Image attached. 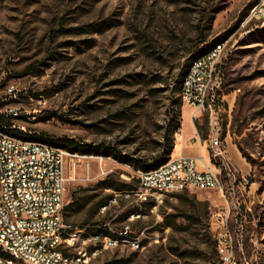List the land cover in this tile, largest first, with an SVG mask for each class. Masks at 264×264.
Listing matches in <instances>:
<instances>
[{
	"label": "rangeland",
	"instance_id": "rangeland-1",
	"mask_svg": "<svg viewBox=\"0 0 264 264\" xmlns=\"http://www.w3.org/2000/svg\"><path fill=\"white\" fill-rule=\"evenodd\" d=\"M220 42L213 110L187 105L181 74ZM0 77L2 94L17 89L6 103L26 112L17 123L29 140L110 145L126 159L68 151L65 221L111 232L130 223L128 239L144 232L142 247L125 241L88 264H219L231 196L163 192L128 220L139 208L126 195L138 189L135 172L173 158L169 140L181 129L239 149L246 171L232 164L235 178L222 174L240 202L229 226L242 224L247 259L264 264V0H0ZM166 216L175 229L162 226Z\"/></svg>",
	"mask_w": 264,
	"mask_h": 264
},
{
	"label": "built area",
	"instance_id": "built-area-1",
	"mask_svg": "<svg viewBox=\"0 0 264 264\" xmlns=\"http://www.w3.org/2000/svg\"><path fill=\"white\" fill-rule=\"evenodd\" d=\"M224 46L217 48V54L205 59L196 67L185 90V103L202 109V85H209L211 110L220 87L218 72H210V65H219ZM210 76L209 84H202V77ZM0 77V123L11 125L19 130L17 120L26 114L20 106L6 102L17 96V89L10 85L5 94L1 93ZM218 136H212L210 147L212 156L218 159V171L200 170L197 160L189 156L174 158L164 171L146 176L135 172L138 189L127 192L134 196L139 208L130 214L129 221L140 218L143 204L151 197L168 191H182L189 188L215 189L223 196L222 174L231 177L228 164L216 149ZM63 153H55V148L23 144V141L11 140L0 132V246L17 252L22 259H30L36 264H88L95 253L103 247H116L127 241L133 248L142 247L144 232L131 237L128 235L131 225L126 223L122 230H112V237L94 233V226H74V235H66L68 224L64 218L65 207V162ZM230 192L236 196L235 188ZM240 209V202L234 200ZM105 208V207H104ZM103 208V209H104ZM228 211L216 234V248L219 264H251L245 255L244 229L238 223L237 243H229ZM82 230H89V237H82ZM119 232H127V239H119Z\"/></svg>",
	"mask_w": 264,
	"mask_h": 264
},
{
	"label": "bare ground",
	"instance_id": "bare-ground-1",
	"mask_svg": "<svg viewBox=\"0 0 264 264\" xmlns=\"http://www.w3.org/2000/svg\"><path fill=\"white\" fill-rule=\"evenodd\" d=\"M223 46H224L223 43H221V42L217 43V44L213 45V47L211 49H209L206 53L198 56L197 58H195L192 61V63L190 64V66H189V68H188V70L184 76L183 82H182V99H183L184 103H185V90L187 89V85H188V81H190V77L193 76L195 68L199 67L205 59H209L211 56H215V54H217V48L223 47ZM210 72H218V65H210ZM209 83H210V76H203L202 77V84H209ZM201 104L204 105L203 110H206V109L211 110V103H210V98H209V85H202ZM11 130H13V129H11L10 124L0 123V132L5 134V137L11 138V140L23 141V144L53 147V148H55V153H63V156H65V157H67L69 155L68 150H66L62 147L55 146V145H52V144H49L46 142H42V141L29 140V139H26L24 137L17 136L15 134H12L11 132H13V131H11ZM220 147H221V142H220V139L218 138V140H216V148L218 149ZM172 160H174V159H170L167 162H165V163H163V164H161V165H159L153 169L142 170L141 172L145 173L146 176H153L155 172L166 170L169 167L170 163H172ZM223 162H226L228 164V168L231 171V178H235V171L232 168V164L230 162H228L227 160H223ZM227 195L233 197L232 202L227 201V210H229L228 211V221H231L232 220L231 212L236 211V213H237L238 207L235 205V202H234V193L230 192V190L226 191L223 188V197H226ZM233 219H234V216H233ZM234 222H236L235 223L236 225L234 227L229 226V243H237L236 229L238 228V221L235 219ZM102 227L103 226L94 227V233H102V235H104L105 237H112V232L106 228L103 229ZM66 235H74V227L73 226H66ZM82 237H89V230H82ZM119 239H127V232H119ZM110 248H114V247H103V250L110 249ZM0 249H2V251L7 255L6 258L0 257V264H2V263L20 264V259H19V255L17 254V252H14L13 250L8 249V248L3 247V246H0ZM103 250L97 251L95 253V256H97ZM23 263L24 264H36L35 261H31L30 259H22V264Z\"/></svg>",
	"mask_w": 264,
	"mask_h": 264
},
{
	"label": "crops",
	"instance_id": "crops-1",
	"mask_svg": "<svg viewBox=\"0 0 264 264\" xmlns=\"http://www.w3.org/2000/svg\"><path fill=\"white\" fill-rule=\"evenodd\" d=\"M221 142V141H220ZM174 150L172 153L174 159L180 156H189L197 160L200 170L218 171L216 163L213 161V156L210 152V139L195 136L194 132L186 133L183 129L176 135ZM217 149V148H216ZM219 153L223 155V160H227L231 164L236 165L242 171H246L244 159L237 146L225 139V146L218 148Z\"/></svg>",
	"mask_w": 264,
	"mask_h": 264
},
{
	"label": "trees",
	"instance_id": "trees-1",
	"mask_svg": "<svg viewBox=\"0 0 264 264\" xmlns=\"http://www.w3.org/2000/svg\"><path fill=\"white\" fill-rule=\"evenodd\" d=\"M191 62H190V64H191ZM190 64H189V66H190ZM189 66H188V68H189ZM188 68L186 69L185 73L181 74L182 77H181V79H179V82L181 83V88H182V82H183L184 76H185ZM219 90H220V87H219ZM174 130L176 131V127L174 128ZM11 131H13V132H11L12 134H15V135L20 136V137L27 138V136L21 131H19V132H18V130H11ZM27 139H29V138H27ZM51 143L53 145H56V146H59V147H62L64 149L68 150L70 153H81V154H89V155L93 154V155H100V156H106V157L113 156L115 159H119L120 162L126 163V159H125L124 156H122L121 152L119 150H117L116 148L110 146V145H103L102 144L100 146H96V148H91V147H88V146H85V145L80 146V144L78 142H76L75 140L70 139V138H58L56 140L51 141ZM173 149H174V138H171L169 140V144H168V148H167V155L168 156H170V154L172 153ZM243 155L245 156L244 153H243ZM145 169H150V168H145ZM106 186L108 188H114L113 184H106ZM121 186L129 187L128 184H121ZM131 192H134V191H131ZM162 226L164 228L170 227V228L175 229L177 227V222H176L175 217L166 216L164 218V222H163Z\"/></svg>",
	"mask_w": 264,
	"mask_h": 264
}]
</instances>
